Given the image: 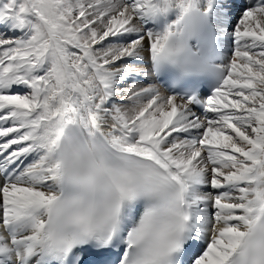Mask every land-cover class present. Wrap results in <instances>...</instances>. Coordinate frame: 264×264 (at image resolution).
Returning <instances> with one entry per match:
<instances>
[{
    "label": "snow or ice",
    "instance_id": "6c2138e0",
    "mask_svg": "<svg viewBox=\"0 0 264 264\" xmlns=\"http://www.w3.org/2000/svg\"><path fill=\"white\" fill-rule=\"evenodd\" d=\"M0 264H264V0H0Z\"/></svg>",
    "mask_w": 264,
    "mask_h": 264
},
{
    "label": "clouds",
    "instance_id": "9594fccd",
    "mask_svg": "<svg viewBox=\"0 0 264 264\" xmlns=\"http://www.w3.org/2000/svg\"><path fill=\"white\" fill-rule=\"evenodd\" d=\"M179 19V18H178ZM185 22H187V21H185ZM165 23L167 24V23H169L167 20H165ZM173 25H175V23H176V21H173V22H171ZM182 26V25H181ZM189 46L191 47V44L189 43ZM192 52H193V59H195L196 58V56H198V54H199V50L198 49H192ZM180 59H182V60H184V57H181ZM212 63H214V61L212 62ZM192 71H197V68L194 66V65H192Z\"/></svg>",
    "mask_w": 264,
    "mask_h": 264
},
{
    "label": "bare ground",
    "instance_id": "6f19581e",
    "mask_svg": "<svg viewBox=\"0 0 264 264\" xmlns=\"http://www.w3.org/2000/svg\"><path fill=\"white\" fill-rule=\"evenodd\" d=\"M174 17L173 16H169L168 17V20H172Z\"/></svg>",
    "mask_w": 264,
    "mask_h": 264
}]
</instances>
